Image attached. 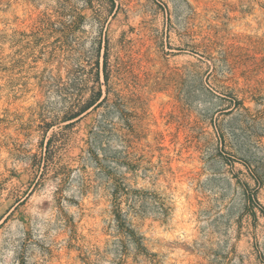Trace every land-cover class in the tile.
<instances>
[{"label": "rangeland", "instance_id": "obj_1", "mask_svg": "<svg viewBox=\"0 0 264 264\" xmlns=\"http://www.w3.org/2000/svg\"><path fill=\"white\" fill-rule=\"evenodd\" d=\"M106 57L146 253L85 153L99 113L64 122ZM55 133L73 172L37 184ZM0 264H264V0H0Z\"/></svg>", "mask_w": 264, "mask_h": 264}, {"label": "trees", "instance_id": "obj_2", "mask_svg": "<svg viewBox=\"0 0 264 264\" xmlns=\"http://www.w3.org/2000/svg\"><path fill=\"white\" fill-rule=\"evenodd\" d=\"M97 78L95 85L90 88V97L88 99L81 97L77 100L74 107L67 112V115L64 118L67 128H72L77 123H79L84 117L93 113H99L100 119L95 122V126L90 133L88 140L86 141V150L85 153L89 155L91 160L96 162L98 168L103 170L109 178V193L112 197L113 203V215L115 216L116 227L118 233L122 237L123 241H131L137 245V249L146 253L147 249L143 243L144 238L138 234L133 223L130 221L129 217L136 210V196L132 195L137 194L138 192L132 191L125 182V178L120 172L121 165L123 163L122 152L119 150H114L111 147V140L113 137L117 136V132L120 129L118 123L112 120V114L117 112L119 114L126 115L121 109V97L118 94L114 87L111 85V76L112 68L109 63L108 57H106L102 73L105 77V83L102 84L100 64H98ZM85 73V69H80L77 71L78 80L77 83H82V77ZM103 86L106 87L104 90ZM113 96V97H112ZM85 99V100H84ZM236 105H241V102L236 100ZM103 110V111H102ZM102 111V112H101ZM101 112V113H100ZM133 117V115H131ZM130 129L135 132L133 125L130 126ZM59 138V133L53 134L45 147V155L41 158L40 161H37L36 169L39 168L41 174L38 183L42 182V177H44L51 169L55 168V157L60 149V146L57 144ZM122 139V138H121ZM124 141V140H123ZM83 160H87L84 156L81 157L79 163L81 165V171L85 170L86 164L83 163ZM86 166V167H85ZM73 169L62 167L55 168L56 175H63L61 180V186L66 183L70 177ZM89 179L83 178L82 180V190H88L90 187ZM62 191V189H58ZM59 195L61 192L58 193ZM254 199H256L254 197ZM129 206L128 211L124 206Z\"/></svg>", "mask_w": 264, "mask_h": 264}]
</instances>
